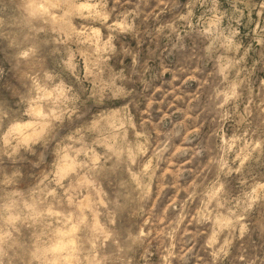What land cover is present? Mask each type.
Masks as SVG:
<instances>
[{
	"label": "rangeland",
	"instance_id": "1",
	"mask_svg": "<svg viewBox=\"0 0 264 264\" xmlns=\"http://www.w3.org/2000/svg\"><path fill=\"white\" fill-rule=\"evenodd\" d=\"M0 264H264V0H0Z\"/></svg>",
	"mask_w": 264,
	"mask_h": 264
},
{
	"label": "bare ground",
	"instance_id": "2",
	"mask_svg": "<svg viewBox=\"0 0 264 264\" xmlns=\"http://www.w3.org/2000/svg\"><path fill=\"white\" fill-rule=\"evenodd\" d=\"M81 4V3H80ZM86 5V4H85ZM87 7V6H86ZM67 261V260H66Z\"/></svg>",
	"mask_w": 264,
	"mask_h": 264
}]
</instances>
